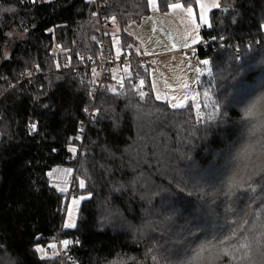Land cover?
<instances>
[{"label": "trees", "instance_id": "16d2710c", "mask_svg": "<svg viewBox=\"0 0 264 264\" xmlns=\"http://www.w3.org/2000/svg\"><path fill=\"white\" fill-rule=\"evenodd\" d=\"M97 1L107 26L115 18L127 50L131 39L123 29L150 14L148 0ZM193 1L158 3L165 10L174 2ZM224 8L230 11L224 13ZM95 10L96 4L87 0H0V264H205L210 252L227 251L228 239L242 233H233L239 222L228 212L221 215L225 201L229 203L219 188L209 182L207 187L190 186L189 171L198 166L200 171L228 172L225 162L250 132L255 138L248 137L246 145L258 141L264 146V85L260 96L256 90L249 98L264 74V0H222L212 12L211 27L202 32L209 45L199 49L200 62L209 60L212 72L198 86L203 106L209 104L200 123L191 104L172 108L157 100L149 85L144 90L130 82L123 93L99 92L88 121L91 86L81 71H56L65 62L80 65V56L99 57ZM55 44L61 47L57 57L51 53ZM33 67L41 75L31 87L20 83L22 73ZM135 75L147 78L148 71L138 66ZM238 96L237 103L233 98ZM214 101H222L227 112L223 119L213 113ZM248 109L253 114L246 117ZM76 148L81 152L75 194L86 198L76 227L65 229V195L50 184L48 174L70 166ZM257 158L252 180L243 182L258 188L251 194L244 184L236 192L250 195L245 203L251 205L248 228L256 229L251 237L263 241L264 251V158ZM198 179L206 186V179ZM170 209L177 211L176 221L183 226L182 242L189 239L180 260L172 227L159 226L167 222ZM220 219L226 225L220 226ZM57 234L70 241L63 261L36 252Z\"/></svg>", "mask_w": 264, "mask_h": 264}, {"label": "rangeland", "instance_id": "374dc122", "mask_svg": "<svg viewBox=\"0 0 264 264\" xmlns=\"http://www.w3.org/2000/svg\"><path fill=\"white\" fill-rule=\"evenodd\" d=\"M202 2L205 4V7L210 9L207 13V24L201 22L200 20V8L197 4V0L189 3L174 2L179 3L184 7L182 9H171L167 7L165 10L160 8L157 0L156 4H149L150 14L144 17L140 23H129L123 29V31L131 39V43L126 46V49L138 51L144 54L157 55V58L151 64L145 66V70L149 72L150 76V88L154 92L157 100L167 102L171 107L173 104L181 105V107L177 108H183L191 104L196 111V117L199 123L204 120L206 113L203 110L204 106L203 102H201L198 83L204 84L202 83L203 81H207L211 78V65L209 60L208 65H203L201 63L202 61L197 65H191L189 60L186 58L185 49L200 45L203 42L202 31L211 27V14L213 11L218 10L221 7L222 0H202ZM188 6L193 8L192 17H189L187 14L186 8ZM110 23L111 24L109 26H106L110 28L109 33L114 52L118 54L123 51L120 35L122 30L117 22L111 20ZM107 27H105V29L108 32L109 29H107ZM11 34L14 35L16 32H11ZM197 36L199 37L198 42L193 43V40ZM56 46L59 45L55 44L51 53H54L57 57L61 50L56 52ZM33 68L26 69L24 72L32 70ZM36 68L38 69L39 75H41L39 68ZM197 69L200 71L197 72ZM85 75L88 78L84 76V79L91 86L93 93L97 85L95 75H90L89 73H86ZM131 77L132 75L127 69L119 70L105 79L104 83L100 85L101 88L99 92L106 91L112 94L123 93L122 91L125 84L129 82L131 83ZM262 85H264V74H262L260 80L255 85L254 91H251L249 98L256 90L260 96ZM97 97L95 100L92 98V105L90 108L92 106L95 108ZM233 100L237 103L241 102L240 96L234 97ZM205 104H207V106L209 105L207 102ZM197 109H199V111H197ZM253 136V133L250 132L247 137H243L241 142L240 140L237 142V147L234 148L230 154V158L227 162H225L229 170L228 172L222 173L219 168H209L200 171L198 166L193 167L189 171V173L193 174V176L187 181L190 186L207 187V182H209L211 185H216V187L219 188L224 200H227L229 203L227 206L225 201V207L223 208L224 212L221 213V215L223 216L226 212H228L230 217L239 222L237 227L232 228L233 233L237 234L239 231L242 233L239 238L235 239L234 236H231V238L228 239L230 249L227 251L224 248H220L214 249L210 252L211 254L205 259V264H264L263 241L252 238L251 234L255 233L256 229L248 228L252 224V218L248 213L251 205L245 203H249L248 199L250 195H242L236 192L237 189L242 190V186L234 187L230 196L225 195V193L229 191L230 182L235 180L236 182L242 183L243 179L248 178L250 173L257 168L255 165L258 161L257 157L259 156L260 158H264V146H262L258 141H252V145H246L250 141L249 138H255ZM78 142H80L78 147L82 146L83 134L78 137ZM77 149L78 148L75 149L74 153ZM262 150L263 152L259 154ZM233 154L236 156V161L234 162H236V164L238 163L237 165L233 162ZM238 155L239 159L237 160ZM221 167L223 168V166ZM76 169L77 165L75 166L74 162H72L70 163V166L55 167L49 172L51 175L48 174L50 184L60 193L65 195L63 219V226L65 229H73L76 227L81 203L86 198V195H76L73 192L71 193L70 185L67 182L69 178L73 175L75 176ZM198 176H201L203 178L202 180L206 179V186L202 184L203 181L198 182ZM257 188L258 185H252V187L248 189H251L252 194ZM60 189H64L65 191H60ZM244 196L247 198L245 199ZM74 200L78 202L73 204ZM160 203L162 207L166 206V203L163 201H160ZM210 204L212 208V205H214L213 202L210 201ZM242 205L243 207L240 209ZM69 211L71 212V215H69ZM168 211L166 215L167 222L164 221L159 226L170 225L172 227L170 235L175 236L174 244L177 245L176 257L180 260L187 252V240L189 239L185 238L186 241L182 242L181 239L184 236V233L182 232L183 226L176 221L177 211L173 209ZM193 211L199 216L204 214L203 210L194 209ZM182 212L178 216L182 217ZM164 216L165 213H163L162 219H164ZM205 218L208 219V216L206 215ZM213 219L216 220L217 218ZM70 224H74L75 226H66ZM218 224L220 226H224L226 225V220L224 219L222 221V219H220ZM57 235L58 236L56 238H52L50 244L45 247H40L43 255L50 257H54L55 255L58 257V238L60 239L62 249L66 251V248L70 245V243L65 246L63 241L67 239H62L60 234ZM255 236H257V234H255ZM53 244L55 245V248L49 247V245ZM199 248L201 249V247ZM226 253L227 256H223ZM65 256L66 254L63 256V259Z\"/></svg>", "mask_w": 264, "mask_h": 264}, {"label": "built area", "instance_id": "2783aa9c", "mask_svg": "<svg viewBox=\"0 0 264 264\" xmlns=\"http://www.w3.org/2000/svg\"><path fill=\"white\" fill-rule=\"evenodd\" d=\"M24 1V0H21ZM32 2H45V1H51V0H31ZM92 1L96 4V10L94 11L93 15L98 19L99 24V32L101 35V40L99 44L100 48V54L98 58L94 57H86L85 59L83 56H80V65L71 67L68 62H65L63 64H58L57 72H62L65 70H70L73 68L75 72L81 71L83 76L88 78L85 74L89 73L90 75H95L96 78V88L92 93V98L95 100V98L98 96V92L100 91V88L105 79H107L110 75L118 72L122 69H127L131 75H132V85L134 87H141L142 89H147L148 87V80L144 76H137L136 69L138 66L145 67L149 64H151L156 58L157 55L152 54H144L140 53L138 51H132V50H124L121 53L116 54L114 52L113 47L110 45V42L107 38L106 33V24L107 19L103 20L100 18V11H99V5L97 0H87ZM204 31V30H203ZM202 31V32H203ZM209 45L207 42H203L200 45L190 47L188 49H185V55L186 58L189 60L191 65H197L200 63V56H199V49L206 48ZM238 44L235 43L236 48V54L239 55V51L237 49ZM56 52H59L61 49L59 46H56ZM39 76L38 69L35 67L32 70L26 71L22 73L21 76V82L28 83V86L31 87V81H33L35 78ZM143 82V83H141ZM88 121L93 116L94 113V106H92L88 110ZM88 122H82L81 127L83 128V132L85 128L87 127ZM82 132V133H83ZM81 152V148H78L77 151L74 153L72 162H74V165L76 166L79 161V155ZM68 184L70 185L71 193L73 192L75 194V188H74V175L68 179ZM58 235H55L56 238ZM58 244H59V259L63 261V256L65 255L66 251H64L61 247L60 239L58 238Z\"/></svg>", "mask_w": 264, "mask_h": 264}, {"label": "snow or ice", "instance_id": "6c2138e0", "mask_svg": "<svg viewBox=\"0 0 264 264\" xmlns=\"http://www.w3.org/2000/svg\"><path fill=\"white\" fill-rule=\"evenodd\" d=\"M157 0H148V3L150 5L152 4H156ZM197 4L200 8V20L201 22L207 24L208 21H207V13L208 11L210 10L209 8L205 7V4L202 2V0H197ZM218 6V5H216ZM169 8L171 9H182L184 6L179 4V3H174V4H170L168 5ZM186 11H187V14L189 17H192L193 16V8L191 6H188L186 8ZM113 20H115V18H113ZM199 40V37L197 36L194 40H193V43H197ZM238 59V57H237ZM203 65H208L209 64V61L208 60H204L201 62ZM262 63H264V61H262ZM200 70L197 69V72H199ZM210 71V70H209ZM143 83V82H141ZM206 97L208 96V93L205 92L204 94ZM141 96H143V93H141ZM262 100H264V97H261ZM221 104H222V101H214L213 102V113L215 114L216 117H219L221 119H223L226 115H227V112L226 110H222L221 108ZM205 107H207V104L204 105ZM173 108H177V107H181V105H177V104H173L172 105ZM197 111H199V109H197ZM253 113H252V109H248L246 112H245V116L248 117V116H251ZM33 129L35 128V125L32 126ZM51 175V174H49ZM252 180V177L249 176L248 177V181H251ZM261 182H264V176L261 177ZM244 184H247V186L249 188L252 187V185L250 183H248L247 181H244V182H236L235 180L230 182V187H229V191L227 193H225V195H228L230 196L232 194V189L234 187H237V186H244ZM81 187H83V182H81ZM60 191H65L64 189H60ZM78 201L74 200L73 201V204L77 203ZM69 215H71V212L69 211ZM170 219V218H168ZM66 226H71V227H74L75 225L74 224H70V225H66ZM70 242L65 240L63 241V244L65 246H67ZM49 247L51 248H55V245H49ZM42 249L38 246L36 248V252H41Z\"/></svg>", "mask_w": 264, "mask_h": 264}, {"label": "crops", "instance_id": "0c3cea01", "mask_svg": "<svg viewBox=\"0 0 264 264\" xmlns=\"http://www.w3.org/2000/svg\"><path fill=\"white\" fill-rule=\"evenodd\" d=\"M127 50H130V49H127ZM124 51V50H123ZM204 61V60H203ZM147 80H148V85L151 86V82H150V76H149V72H148V76H147ZM198 86H199V83H198Z\"/></svg>", "mask_w": 264, "mask_h": 264}, {"label": "water", "instance_id": "95a60500", "mask_svg": "<svg viewBox=\"0 0 264 264\" xmlns=\"http://www.w3.org/2000/svg\"><path fill=\"white\" fill-rule=\"evenodd\" d=\"M229 11H230V9H228V8H224V9H223V12H224V13H228Z\"/></svg>", "mask_w": 264, "mask_h": 264}, {"label": "bare ground", "instance_id": "6f19581e", "mask_svg": "<svg viewBox=\"0 0 264 264\" xmlns=\"http://www.w3.org/2000/svg\"><path fill=\"white\" fill-rule=\"evenodd\" d=\"M111 76V75H110ZM94 84V83H93ZM58 243V242H57Z\"/></svg>", "mask_w": 264, "mask_h": 264}]
</instances>
